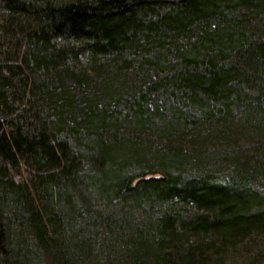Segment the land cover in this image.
<instances>
[{"label": "trees", "instance_id": "16d2710c", "mask_svg": "<svg viewBox=\"0 0 264 264\" xmlns=\"http://www.w3.org/2000/svg\"><path fill=\"white\" fill-rule=\"evenodd\" d=\"M0 11V264H220L264 231V0Z\"/></svg>", "mask_w": 264, "mask_h": 264}, {"label": "rangeland", "instance_id": "374dc122", "mask_svg": "<svg viewBox=\"0 0 264 264\" xmlns=\"http://www.w3.org/2000/svg\"><path fill=\"white\" fill-rule=\"evenodd\" d=\"M261 184L264 186V182ZM263 186L259 185L260 191H264ZM44 256L39 260L32 258L31 262H34V264H57L51 257ZM224 257V259L219 258L220 264H264V231L246 236L236 247L228 249ZM90 264H104V262L93 258ZM201 264H214V262L213 260H209Z\"/></svg>", "mask_w": 264, "mask_h": 264}]
</instances>
